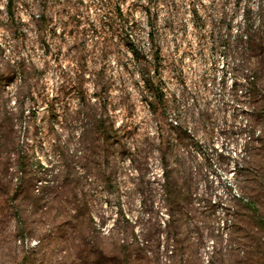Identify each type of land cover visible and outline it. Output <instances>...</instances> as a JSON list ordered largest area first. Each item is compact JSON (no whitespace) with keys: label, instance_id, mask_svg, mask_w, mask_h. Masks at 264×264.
Listing matches in <instances>:
<instances>
[{"label":"rangeland","instance_id":"rangeland-1","mask_svg":"<svg viewBox=\"0 0 264 264\" xmlns=\"http://www.w3.org/2000/svg\"><path fill=\"white\" fill-rule=\"evenodd\" d=\"M7 1L0 264H264V0Z\"/></svg>","mask_w":264,"mask_h":264},{"label":"trees","instance_id":"trees-1","mask_svg":"<svg viewBox=\"0 0 264 264\" xmlns=\"http://www.w3.org/2000/svg\"><path fill=\"white\" fill-rule=\"evenodd\" d=\"M47 1L49 0H45L44 4H46ZM15 5H16L15 0H8L7 5H6L7 14L10 18V21L13 24L15 22V14H14ZM194 12H197V11L194 9ZM146 14L148 16V23L153 25L154 21L156 20V16H154L150 7L147 8ZM245 17H246L244 19L245 20V31H244V34L242 35V41L245 42V45L247 46L246 48L248 50L253 45V43H255V39L259 35L261 29L260 27H255L254 24L250 23V19L248 15H246ZM40 19L44 20L45 19L44 15H41ZM134 26H135V23L131 24V26L129 24L125 25L123 26V28L128 32H132ZM150 36L152 37V40H153L154 35L150 33ZM225 51H226V47H224V54L226 55ZM139 52L140 51L138 49H132V53L135 55V58H138ZM226 59L229 60L227 56H226ZM149 64L139 63V69L142 72L143 79H144V86L147 89V93L149 94V98L152 103L150 101L149 102L154 106L155 104H159L163 102L164 95H163L162 89H160V86H159L160 81H156V76L152 77L150 74ZM251 72L252 73L244 77L243 88L249 97L250 103H253L255 99L256 89L258 87L259 72L257 71V68H252ZM237 86L238 85L235 82L234 87L237 88ZM176 126H178V123H176ZM258 228L260 229V230L258 229L259 231L264 232V220L261 218H259Z\"/></svg>","mask_w":264,"mask_h":264}]
</instances>
